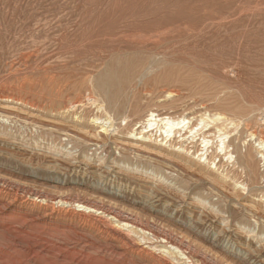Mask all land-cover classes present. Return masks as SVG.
Wrapping results in <instances>:
<instances>
[{"label":"rangeland","instance_id":"obj_1","mask_svg":"<svg viewBox=\"0 0 264 264\" xmlns=\"http://www.w3.org/2000/svg\"><path fill=\"white\" fill-rule=\"evenodd\" d=\"M128 41L170 63L99 87L149 56ZM150 112L197 131L141 138ZM263 113L264 0H0V264H264V180L241 166Z\"/></svg>","mask_w":264,"mask_h":264},{"label":"bare ground","instance_id":"obj_2","mask_svg":"<svg viewBox=\"0 0 264 264\" xmlns=\"http://www.w3.org/2000/svg\"><path fill=\"white\" fill-rule=\"evenodd\" d=\"M154 34V33H153ZM127 41H122L121 43H125ZM130 42V41H128ZM132 43L133 48L138 49V50H144L147 52V54H149L148 57H143V56H139V55H135V54H131L126 52L124 54V56H121L119 58H114V63L117 64V67H112L110 68V70H108L106 73H104L103 75L100 76V78L98 79V85L99 87H109V86H120L122 83L121 81H123V75L124 74H129L132 69L135 66H140L141 70L143 72V74H145V71L148 69L147 66H149L151 63L153 64L154 62H156L154 60L155 56H160L161 54L164 55V61L167 63H170V59L166 56L167 53L160 51L159 47H150V45H154L153 42H149V41H142V42H137V43ZM35 44V43H34ZM164 45V44H163ZM76 48V47H75ZM126 50V49H125ZM121 52V51H120ZM106 64V62H105ZM119 64H121V66H119ZM164 71V70H163ZM79 76V75H78ZM177 82V81H176ZM139 83V82H138ZM124 84V83H123ZM132 89V88H131ZM134 90V89H133ZM157 91V90H156ZM132 92V91H131ZM148 93V92H147ZM122 95V94H121ZM168 95V94H167ZM216 97V96H215ZM212 99V98H211ZM161 100V99H160ZM80 101V100H79ZM218 101V100H217ZM245 101V100H244ZM75 103V102H74ZM98 103V102H96ZM101 103V102H100ZM130 103V102H129ZM76 105V104H75ZM103 105V104H102ZM104 107V106H103ZM100 110V109H99ZM127 113V111H126ZM137 114V113H136ZM264 114V113H263ZM226 115V114H225ZM262 115V114H261ZM110 117V116H109ZM126 117V116H125ZM236 117V116H235ZM246 117V116H245ZM127 118V117H126ZM100 119V118H98ZM103 119V118H102ZM110 119V118H109ZM214 119V118H213ZM218 120H223V118L218 115V117L216 118ZM106 120V119H105ZM104 120V122H105ZM111 120V119H110ZM125 120V119H124ZM109 121V120H108ZM139 121V120H138ZM204 121V120H203ZM146 122V129H144L142 131V133H140L142 136L141 138L147 139V140H152V137L154 136V131L155 134H159V136H162V139L160 140L161 142H165V144L169 143V146L171 145V141L173 140V138L176 135L181 137V133L183 130L185 129H189L190 126L188 125L190 123L189 120L183 118L181 120H175L171 117H169L168 115L166 116H159L158 114H156L155 112H150L147 115V118L145 119ZM200 123V121H199ZM247 123V122H246ZM110 124V123H109ZM139 124V123H138ZM201 125V123H200ZM205 127V126H204ZM207 128V127H206ZM242 129V128H241ZM195 131H197V129L193 128V129H189V133L190 135L188 137H193ZM221 130H218V132L220 133ZM225 131V130H224ZM133 135H136V133H132ZM139 134V133H138ZM227 134V133H225ZM254 134V133H253ZM159 137V138H160ZM186 137V136H185ZM198 137V136H197ZM202 138V137H201ZM200 138V139H201ZM158 140V139H157ZM155 140V141H157ZM164 140V141H163ZM194 140V139H193ZM190 141V140H189ZM252 141V142H251ZM152 142V141H151ZM173 142V141H172ZM202 142L204 143V147L206 148L208 146V144L210 143V140L206 137L202 138ZM150 143V142H149ZM156 143V142H155ZM159 143V142H158ZM247 145V148L245 150V152H243V156L246 157L244 162L242 163L241 166H244L247 175L253 177V179L255 181L258 180H264V172L262 173L260 171L259 165L262 164V166L264 167V140L260 139V138H256L254 135H250V139L244 141V145ZM181 147V146H180ZM228 145L225 142L224 136L220 137V151H227L228 149ZM236 148L241 152V148L240 146H236ZM181 150V149H180ZM217 150V149H216ZM229 150V149H228ZM188 151V150H187ZM191 151V150H190ZM204 151V150H203ZM202 152V151H201ZM220 152V153H221ZM229 152V151H228ZM190 153V152H189ZM204 153V161H207L208 163H210L209 161V157H208V150H206ZM229 155H231V153L229 152ZM212 164H215V162H212ZM214 166V165H213ZM222 166V165H221ZM217 169V168H216ZM226 171V170H225ZM264 171V170H263ZM231 173V172H230ZM229 175V174H228ZM236 179V178H235ZM231 180V179H230ZM232 181V180H231ZM223 183V182H222ZM253 184V183H252ZM1 185V184H0ZM243 186V185H241ZM1 187V186H0ZM237 187V186H236ZM13 188V187H12ZM253 188V187H252ZM256 188V187H255ZM19 190V189H18ZM31 190V189H30ZM257 190V189H256ZM3 192V191H2ZM21 192V191H20ZM31 193V192H30ZM108 193V192H107ZM36 194V193H34ZM16 195V193H15ZM11 196V194H10ZM21 196V195H20ZM7 197V196H6ZM26 197V196H25ZM23 198V197H22ZM52 198V197H51ZM17 199V198H16ZM33 199V198H32ZM59 199V198H58ZM31 202V201H30ZM47 202V201H46ZM51 202V201H50ZM82 202V201H81ZM3 203V202H2ZM27 203V202H26ZM78 203V202H77ZM76 203V204H77ZM45 205V204H44ZM49 205V204H48ZM67 205V204H66ZM82 208L85 209H91L93 212L94 211H100L102 210V208H97V207H92V206H88L85 204H81ZM97 205V204H96ZM36 206V205H35ZM56 206V205H55ZM37 207V206H36ZM54 207V206H53ZM52 207V208H53ZM70 208V207H69ZM105 208V207H104ZM154 208V207H153ZM11 209V208H10ZM20 209V208H19ZM29 209V208H28ZM59 209V208H58ZM118 210V209H117ZM13 211V210H12ZM65 211V210H64ZM74 211V210H73ZM86 211V210H85ZM19 212V211H18ZM60 212V211H59ZM83 212V211H82ZM46 213V212H45ZM62 213V212H61ZM70 213V212H69ZM84 213V212H83ZM91 213V212H90ZM103 213H107L109 217H111L110 220H108V222L110 223H118L119 228H131L130 230H135L137 228L136 225V221L134 222V220L129 219L130 217H125L122 216L116 212H110V211H103ZM35 214V213H34ZM123 214V213H122ZM6 215V214H5ZM79 215V214H78ZM125 215V214H124ZM61 216V215H60ZM15 217V216H13ZM31 217V216H30ZM68 217V216H67ZM75 217V216H74ZM79 217V216H78ZM84 217V216H83ZM132 217V216H131ZM18 218V217H17ZM57 218V217H56ZM90 218V217H89ZM22 219V218H21ZM77 219V218H76ZM106 219V218H105ZM7 220V219H6ZM92 220V219H91ZM90 220V221H91ZM140 220V219H139ZM86 221V220H85ZM43 222V221H42ZM52 222V221H51ZM73 222V221H72ZM44 223V222H43ZM88 223V222H87ZM93 223V222H92ZM91 223V224H92ZM139 223V222H138ZM14 224V223H13ZM39 224V223H38ZM42 224V223H41ZM63 224V223H62ZM44 225V224H43ZM69 225V224H68ZM71 225V224H70ZM98 225V224H97ZM147 225V224H146ZM153 225V224H151ZM37 226V225H36ZM153 227V226H152ZM37 228V227H36ZM59 228V227H58ZM155 228V227H154ZM23 229V228H22ZM51 229V228H50ZM56 229V228H55ZM72 229V228H71ZM103 229V228H102ZM142 229L141 231H144V233L147 231L145 228H140ZM35 230V229H34ZM53 230V229H52ZM90 230V229H89ZM94 230V229H93ZM124 230V229H123ZM122 230V231H123ZM149 230V229H148ZM161 230V229H160ZM57 231V230H56ZM111 232V231H110ZM114 232V231H113ZM166 232V231H165ZM163 232V234L165 233ZM109 233V232H108ZM151 233V232H150ZM118 234V233H117ZM127 235V234H125ZM59 236V235H58ZM84 236V235H83ZM131 236V235H130ZM144 236H146V234H144ZM153 236L155 239H159L161 238V235L159 234H155L153 233ZM26 237V236H25ZM81 237V236H80ZM98 237V236H97ZM105 237V236H104ZM114 237V236H112ZM163 237V236H162ZM51 238V237H50ZM60 238V237H59ZM61 239V238H60ZM163 239L167 244L173 245L172 244V240L173 238H168L163 237L161 238ZM67 240V239H66ZM121 240V239H120ZM39 241V240H38ZM51 241V240H50ZM68 241V240H67ZM108 242V240H107ZM118 242V241H117ZM119 243V242H118ZM215 243V242H214ZM15 244H17L15 242ZM51 244V243H50ZM58 244V243H57ZM97 244V243H96ZM95 244V245H96ZM156 244V243H155ZM178 244V243H177ZM72 245V244H71ZM103 245V244H102ZM148 245V244H146ZM154 245V244H153ZM65 246V245H64ZM68 246V245H67ZM80 246V245H79ZM82 246V245H81ZM99 246V245H98ZM128 246V245H127ZM182 246V245H181ZM23 247V246H22ZM111 247V246H110ZM151 247V246H150ZM165 247H167V245H165ZM187 247V246H186ZM227 247V246H226ZM39 248V247H38ZM41 248V247H40ZM115 248V247H114ZM35 249V248H34ZM53 249V248H52ZM79 249V248H78ZM77 249V250H78ZM106 249V248H105ZM132 249V248H131ZM178 249V248H177ZM13 250V249H12ZM48 250V249H47ZM56 250V249H55ZM54 250V251H55ZM72 250V249H71ZM124 250V249H122ZM141 250V249H140ZM69 251V250H68ZM104 251V250H103ZM147 251V250H146ZM151 251V250H150ZM173 251V250H172ZM11 252V251H10ZM105 252V251H104ZM110 252V251H109ZM153 252V251H152ZM171 251H169L170 253ZM191 252V251H190ZM35 253V252H34ZM53 253V252H52ZM103 253V252H102ZM108 253V252H107ZM115 253V252H114ZM193 253V252H192ZM41 254V253H40ZM86 254V253H85ZM145 254V253H144ZM151 254V253H150ZM231 254V253H230ZM13 255V254H12ZM107 255V254H106ZM4 256V255H3ZM11 256V255H10ZM30 256V255H29ZM112 256V255H111ZM117 256V255H115ZM135 256V255H134ZM181 256H185L184 259L186 260H194V264H204V259L201 257H190V256H186L183 253L181 254ZM202 256V255H201ZM145 257V256H144ZM209 258V256H207ZM5 258V257H4ZM35 258V257H34ZM60 258V257H59ZM69 257H65V259L67 260ZM78 258V257H77ZM85 258V257H84ZM104 258V257H103ZM108 258V257H107ZM156 258V257H155ZM166 258V257H165ZM28 259V258H27ZM90 259V258H89ZM170 259V258H169ZM248 259V258H247ZM78 260V259H77ZM83 260V259H82ZM157 260V259H156ZM87 261V260H86ZM128 261V260H127ZM148 261V260H147ZM209 261V260H208ZM141 262V261H140ZM164 262V261H163ZM242 262V261H241ZM240 262V263H241ZM89 263V262H88ZM186 263V262H185ZM215 263V261H214ZM243 263V262H242ZM83 264V263H82ZM87 264V263H86ZM111 264H115V263H111ZM139 264V263H138ZM156 264V263H155ZM167 264V263H166ZM190 264V263H189Z\"/></svg>","mask_w":264,"mask_h":264}]
</instances>
